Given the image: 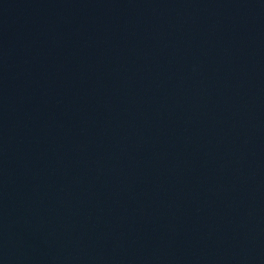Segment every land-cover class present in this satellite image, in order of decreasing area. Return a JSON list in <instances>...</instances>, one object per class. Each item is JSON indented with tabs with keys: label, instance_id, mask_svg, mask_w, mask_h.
Segmentation results:
<instances>
[{
	"label": "water",
	"instance_id": "obj_1",
	"mask_svg": "<svg viewBox=\"0 0 264 264\" xmlns=\"http://www.w3.org/2000/svg\"><path fill=\"white\" fill-rule=\"evenodd\" d=\"M0 264H264V0H0Z\"/></svg>",
	"mask_w": 264,
	"mask_h": 264
}]
</instances>
